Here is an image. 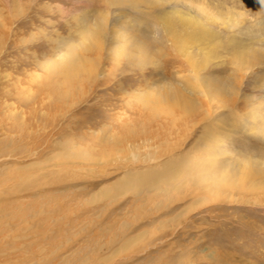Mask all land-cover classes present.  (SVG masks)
Here are the masks:
<instances>
[{"label":"rangeland","instance_id":"obj_1","mask_svg":"<svg viewBox=\"0 0 264 264\" xmlns=\"http://www.w3.org/2000/svg\"><path fill=\"white\" fill-rule=\"evenodd\" d=\"M150 1L0 0V264H264V0H154L177 45ZM199 139L203 186L112 187Z\"/></svg>","mask_w":264,"mask_h":264},{"label":"bare ground","instance_id":"obj_2","mask_svg":"<svg viewBox=\"0 0 264 264\" xmlns=\"http://www.w3.org/2000/svg\"><path fill=\"white\" fill-rule=\"evenodd\" d=\"M153 1H150V3L152 2V5H153V15H154V21H155V25H156L155 28L157 29V32L160 33V39L162 41L164 39H167V40L170 39L173 42V44L177 45V44H179V42L181 40V36L179 34H181L182 32H185V34L188 32L190 34L195 29L203 30V31L205 30L207 32L208 37H210V36H212L214 34L213 30H211L208 26H206L207 24L206 25L203 24V21L200 20V18L194 19V18H192L190 16L189 17L185 16L184 14H177L176 11L168 10L167 8L163 7L161 4H159L157 2H153ZM172 18H175V20L177 21L176 24L173 23V19ZM130 31L132 33L133 32H135V33L139 32L138 34L145 41H148L151 38L149 30L146 29V28L144 29V28H140V27H136L135 25H132L130 27ZM152 33H154V32H152ZM194 33L200 34V32H198V31L194 32ZM202 36H204V35H202ZM205 36H206V34H205ZM236 44L240 45L241 43H239V41H237ZM256 49H258V48H256ZM256 49L255 48L251 49V51L249 53H246V52L245 53H239L238 57L240 58V60L241 59H245L246 60L247 58L249 60L251 58L250 60H254L256 62L258 61V63L259 62L260 63L264 62V54L262 53L263 51L260 52V51H258L259 49L258 50H256ZM185 51H187V49ZM246 51H247V49H246ZM193 56H192V59H193ZM195 60H196V58H195ZM190 61H191V64L194 66L195 62L193 60H190ZM197 69H198V67H197ZM207 83L209 84V86L206 85V84L205 85H206V87L208 86V89L210 87L213 90H215V89L221 90V87L216 82H214V80H213V82L210 81V82H207ZM197 85H199V83ZM197 85H195V86L193 85V86L196 87ZM203 87H204V85H203ZM193 90H194V92H196L195 89H193ZM192 93H193V91H192ZM261 108H263V107H261ZM255 120H256V118H255ZM258 120L262 124H264V109L262 110L261 116L259 115ZM214 135H212V136H214ZM203 136H204V134H203ZM202 138H203V140L205 139L204 137L201 136L200 139H202ZM200 139L198 140L197 145L192 147L194 149H191V148L188 149V151H186V153L181 154V156L177 157L178 155L174 154L173 155V156H175L174 158H170V159H168L166 161L160 162L161 166H159V167L155 165V166H151V167H148V168H145V169H142V170L138 169V170L127 171L114 183L113 186L112 185L111 186L113 188L117 189L120 186L122 187V185L123 186L124 185L128 186L130 184H136V185L143 186L144 188H147V189H149V188H158L161 191L167 192L166 191L167 190V186H177L178 185L177 184L178 183L177 182L178 181V179H177L178 176H185V178H187V179L195 180L196 183L198 184V186L199 185L203 186L204 185V184H202L203 180H205L206 175H207V171H206L207 167H203L200 163H198L197 161H194L192 159L193 155H191V153L193 151L194 152H197V151L204 152L205 151V152H207L209 154H212L213 150L209 149V148H205L203 146V144L199 143V141H201ZM212 139H214V138H212ZM212 141H214V140H212ZM210 142H211V140H210ZM225 174L227 176L226 178L231 177V176H229L230 172L228 173V175H227V173H225ZM179 178L183 179L184 177H179ZM185 182H186V180H185ZM211 182H214V183L210 184V182H209L210 186H214L215 188L221 187V186H219L220 185L219 181L215 180V181H211ZM163 184H165V185L167 184V186H165V185L163 186ZM205 186H207V185H205ZM200 188H202V187H200ZM169 189H168V191H169ZM222 189H224V188H222ZM109 190H110V188L109 189L108 188L101 189L100 192L98 193V195H100V194L104 195ZM196 203H198V202H196ZM192 206H194V205L192 204Z\"/></svg>","mask_w":264,"mask_h":264}]
</instances>
